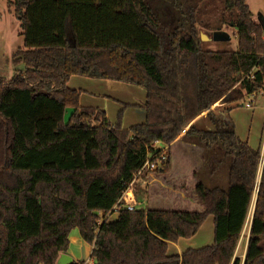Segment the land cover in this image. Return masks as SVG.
Masks as SVG:
<instances>
[{"label": "trees", "instance_id": "trees-1", "mask_svg": "<svg viewBox=\"0 0 264 264\" xmlns=\"http://www.w3.org/2000/svg\"><path fill=\"white\" fill-rule=\"evenodd\" d=\"M204 1H11L23 40L13 61L24 67L0 75V264H56L73 228L93 264H264V157L258 176L260 148L229 117L250 104L246 96L264 95V35L245 0H221L215 30L229 24L236 45L206 48L196 26ZM71 76L143 88L145 120L122 129V110L112 124L81 106ZM182 131L202 149L194 174L215 178L195 186L202 209L119 207L106 217L148 155L160 156L155 143ZM169 167L167 149L155 173ZM249 214L241 260L234 254ZM207 216L211 244L168 252L167 242L192 237Z\"/></svg>", "mask_w": 264, "mask_h": 264}, {"label": "rangeland", "instance_id": "rangeland-1", "mask_svg": "<svg viewBox=\"0 0 264 264\" xmlns=\"http://www.w3.org/2000/svg\"><path fill=\"white\" fill-rule=\"evenodd\" d=\"M11 1L12 0H0V75L8 79L11 78L16 69H22L24 67L21 62L14 63L13 61V53L18 48L22 47L23 40L22 36H20L19 22L15 18L12 11L13 8L10 5ZM245 2L252 13L254 20H257L259 14L264 13V0H245ZM221 9H223L221 0H205L196 11V18L198 21L196 26L198 29V35L200 40L204 43L203 46L208 49H232L236 45L235 39L233 37L234 31L233 28L229 26V24H223L221 26V30L226 31L230 35L229 41H213L211 39H202V36L210 35L213 30H215V28L220 25L219 20H221ZM254 100L255 101L253 105L260 106L261 103L264 106V96L260 94L256 95ZM247 115L248 114L246 112L242 113L241 111H237L234 114L235 118H238L239 116L244 117ZM240 130L241 132H244V128L240 127ZM182 142L189 144L188 146L182 147L192 149L189 150L188 153H185L182 151L181 146H177V148L175 147L171 153V155H173V161L172 164L170 163L169 171L167 173L157 174L155 171H152V175L157 178H155V180L152 179L153 182L146 184L143 183L142 180L138 179L134 183V193L137 200L140 201L136 205L137 208L143 207V209H146L147 207L145 206V201L147 203L149 199H153V201L156 203L155 206L159 207L158 209L186 211L200 210L198 206L200 203L194 191L195 186L202 180H205L206 184H213V182H215V178H211L209 183L206 182L207 180L204 175H198L199 173L194 174L196 171H200L203 164L202 158L200 156V147L184 140ZM248 142L250 146H258L260 149H263L264 119H262V121L261 119L259 121H254V125H252L250 129ZM184 153L186 155H184ZM263 157L264 153L261 154V161L258 167V176L260 173ZM223 170L224 169H222V171ZM222 173H225V170ZM141 179H144V176ZM147 180L149 181L151 178L148 177ZM225 183V174H222L218 184L225 185ZM178 188L183 192L181 196H178V194L174 191ZM115 218L116 217H112V219ZM249 218L250 214L246 219V223L242 231V237L240 238L234 254L235 257H239L241 260L244 257V245L246 242L245 236L247 234V228L250 221ZM212 241V218L211 216H207L196 232L193 238V243L195 247L201 248L211 244ZM73 246L74 245L71 247ZM171 251L172 250L169 249V252ZM74 260L80 261V258L74 257Z\"/></svg>", "mask_w": 264, "mask_h": 264}, {"label": "crops", "instance_id": "crops-1", "mask_svg": "<svg viewBox=\"0 0 264 264\" xmlns=\"http://www.w3.org/2000/svg\"><path fill=\"white\" fill-rule=\"evenodd\" d=\"M264 13H262L263 15ZM8 79V78H6ZM69 88L76 89L80 91L79 95V102L81 106H93L98 107L99 109L103 110L105 112L106 118L109 120L110 123L114 124L116 120V115L118 111L122 110V118L120 122V126L122 129H128L133 125L140 124L145 120V110L143 108V104L145 102V91L143 88L139 86H135L129 83L125 82H118L114 80L109 79H95V78H88L83 76H71L66 84ZM260 95L264 96L263 93H259ZM258 94V95H259ZM256 96L252 98V101L249 105H242L240 107L233 108L229 111V117L231 118L236 135L241 139L248 142L249 136H250V129L252 125H254V121H259L261 119H264V106L260 103V106H255L254 99ZM217 106L220 104L217 103ZM216 105H213L212 107H215ZM255 106V107H253ZM237 111L246 112L248 115L244 117H238L235 118L234 114ZM115 113V114H114ZM205 112H202L200 115H198L192 122L199 119L200 117L204 116ZM191 122V123H192ZM190 123V124H191ZM188 127V126H187ZM185 128V130L187 129ZM241 128H244V132H241ZM184 130V131H185ZM184 131H182L173 142H171L168 145L169 150V157H170V163L172 164V158L173 155L171 153L173 152V149L177 146H181L182 151L185 153H188L189 150L187 147L182 146H188V143L182 142V135L184 134ZM260 141V138H259ZM157 146V145H156ZM159 146V145H158ZM253 147V145H251ZM258 147V146H257ZM253 147V148H257ZM260 148V147H259ZM264 147L263 149H260L261 154L264 153ZM201 148H200V156H201ZM184 153V155H186ZM201 162V161H200ZM172 169V166H171ZM170 169V171H171ZM142 177H139L135 179V182L139 180L146 181L148 177H145L144 179H141ZM151 180H147L146 184H150L152 179L155 180L156 177L152 175ZM157 179V178H156ZM134 182V183H135ZM144 183V182H143ZM134 187V184L132 185ZM178 196H181L183 192L178 188L174 190ZM133 188V193H134ZM135 196V193H134ZM140 201L137 200L135 196V203L136 205ZM156 203L153 201V199H149L145 206L146 209H152V208H159L155 206ZM200 210L202 209V205L198 204ZM136 209H138L136 207ZM143 209V207L139 208ZM117 217V212H113L110 215V218ZM212 218V216H211ZM195 236V235H194ZM194 236L190 238H179L176 242H167L168 246V252L169 249L172 251L169 253H177L181 254L182 251H184L187 248H197L194 246L193 238ZM68 248L66 251V254L70 255L72 259L74 260V257L80 258V261L83 260L86 262V264H93V260L90 258V251H91V245L86 243L82 240V238L79 235L78 229L73 228L71 232L68 235ZM74 245L73 247H71ZM245 249V245H244Z\"/></svg>", "mask_w": 264, "mask_h": 264}, {"label": "built area", "instance_id": "built-area-1", "mask_svg": "<svg viewBox=\"0 0 264 264\" xmlns=\"http://www.w3.org/2000/svg\"><path fill=\"white\" fill-rule=\"evenodd\" d=\"M254 97V93L246 96V101L249 103L252 101V98ZM248 105V104H246ZM155 145H157V147L161 150V154L160 156L156 159V161L151 160V156L148 155V157L145 159L142 167L140 168V170L137 172V174L135 175V179L139 178V177H152V171H155L157 169V167L159 166L161 160L165 159V151L168 148V145L163 144V143H155ZM159 145V146H158ZM144 183L147 182L143 180ZM133 184H129V186L127 187V189L122 193L121 197L119 198L118 202L114 205L113 207V211L116 212L117 208L119 207H123L129 211L136 209V203H135V196L133 193ZM113 212L110 211L106 217H110V215ZM98 215L101 216L102 212H98ZM101 221L98 220V223Z\"/></svg>", "mask_w": 264, "mask_h": 264}, {"label": "water", "instance_id": "water-1", "mask_svg": "<svg viewBox=\"0 0 264 264\" xmlns=\"http://www.w3.org/2000/svg\"><path fill=\"white\" fill-rule=\"evenodd\" d=\"M257 21L260 23L263 35H264V16L262 14L258 15ZM203 40H213V41H229L230 35L226 31L220 29L214 30L210 35L202 36ZM73 261L72 257L66 253H61L56 259V264H70Z\"/></svg>", "mask_w": 264, "mask_h": 264}]
</instances>
